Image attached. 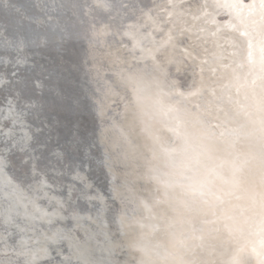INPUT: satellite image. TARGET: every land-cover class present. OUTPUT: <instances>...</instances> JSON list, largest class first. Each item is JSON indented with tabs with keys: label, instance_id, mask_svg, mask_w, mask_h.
I'll return each instance as SVG.
<instances>
[{
	"label": "snow or ice",
	"instance_id": "6c2138e0",
	"mask_svg": "<svg viewBox=\"0 0 264 264\" xmlns=\"http://www.w3.org/2000/svg\"><path fill=\"white\" fill-rule=\"evenodd\" d=\"M76 39L83 85L62 63ZM180 101L264 141V0H0V123L27 127L0 129V264H264V143L255 177L203 151L174 182L154 162Z\"/></svg>",
	"mask_w": 264,
	"mask_h": 264
},
{
	"label": "bare ground",
	"instance_id": "6f19581e",
	"mask_svg": "<svg viewBox=\"0 0 264 264\" xmlns=\"http://www.w3.org/2000/svg\"><path fill=\"white\" fill-rule=\"evenodd\" d=\"M147 2V0H146ZM71 13H66L65 20L69 26L74 31H82L83 25L79 24L75 19H70ZM217 20L223 21L226 17H216ZM230 34V30L227 28H222L218 37L219 43L224 46L227 51H231L225 43V37ZM209 40L207 47L210 50H215L212 43L213 38L206 37ZM88 41L80 39L68 42L66 45V51L63 55L62 63L67 64L69 67H73L82 61L84 50L87 48ZM197 51L203 57L202 49H197ZM225 51V55H227ZM179 55V52H177ZM49 59H57V53L55 48H52L48 52ZM209 64L215 65L218 61V57L207 56ZM225 63L229 62L227 60L223 61ZM229 69H219L220 73L227 74ZM208 72H205L206 84L210 87L212 82L207 80ZM86 77L84 75V70L76 71L73 67V83L83 85ZM177 98H172L169 102H175ZM203 99V97H201ZM179 112L175 115L183 121L184 127L182 128V134L176 136L171 133H164L165 143L170 148H175L176 150L170 155L162 156L157 164L161 172L167 173L169 178L174 182L186 183L185 176L193 175V172L188 171L185 165L188 163V158L195 153L207 151L215 157H220L221 159H232L233 157L240 156L241 158L248 160V167L244 169L250 176H257V162L261 155V144L264 143L259 137V133L253 129L251 125L244 123L243 126H238V131H225L221 135L220 128L210 127V120L207 116L203 114H195L196 110L187 101H180L178 104ZM230 115H233L230 113ZM27 121H25V124ZM160 125L158 124L157 127ZM0 129L7 133L10 129L13 130L14 135L18 138L27 132V127H21L19 124L13 128V125L7 120L0 123ZM207 162V161H205ZM202 172L203 169H200ZM183 173V175H182ZM94 179L98 187L104 190L103 173L97 170L94 174ZM179 193L180 189H176ZM193 214L202 215L203 213L199 211L197 207H193ZM204 211L209 215L213 211L218 212L219 210L213 206H207ZM220 231L217 234L221 239L216 242L218 251H224L226 245L222 244L223 237L225 235L223 225H219ZM252 254L250 252H245L243 254V259L247 262L251 259ZM209 259H217V257H208ZM153 259H158L153 257Z\"/></svg>",
	"mask_w": 264,
	"mask_h": 264
}]
</instances>
